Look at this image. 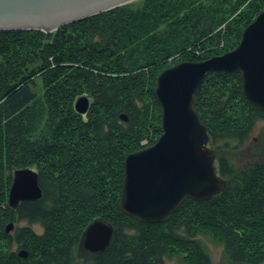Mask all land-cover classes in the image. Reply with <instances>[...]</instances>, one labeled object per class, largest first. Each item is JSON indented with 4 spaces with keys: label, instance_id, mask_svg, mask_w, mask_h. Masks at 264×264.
<instances>
[{
    "label": "trees",
    "instance_id": "trees-1",
    "mask_svg": "<svg viewBox=\"0 0 264 264\" xmlns=\"http://www.w3.org/2000/svg\"><path fill=\"white\" fill-rule=\"evenodd\" d=\"M262 10L264 0H136L52 33L0 34V264H209L198 234L220 243L229 264H263L264 160L237 167L223 154L264 121L239 73L207 74L193 98L225 190L185 199L154 224L119 207L124 158L162 133L158 75L233 50ZM83 94L82 115L74 103ZM25 168L37 173L42 196L11 208L12 172ZM95 219L112 225L110 246L78 257Z\"/></svg>",
    "mask_w": 264,
    "mask_h": 264
},
{
    "label": "water",
    "instance_id": "water-1",
    "mask_svg": "<svg viewBox=\"0 0 264 264\" xmlns=\"http://www.w3.org/2000/svg\"><path fill=\"white\" fill-rule=\"evenodd\" d=\"M136 0H0V34L41 30L52 33L82 19ZM239 73L246 100L264 112V10L245 27L237 46L202 61H182L165 68L157 77L155 95L161 106L159 138L150 146L128 154L123 163L119 207L143 223H160L185 199L208 200L222 193L226 181L217 175L215 155L208 149L205 125L193 108L207 74ZM90 106L86 95L74 103L78 114ZM127 122L125 114L120 115ZM42 192L37 173L30 169L12 172L7 203L37 201ZM13 227L6 226V232ZM113 227L95 219L82 232L78 257H97L110 246ZM18 256L26 258L24 250Z\"/></svg>",
    "mask_w": 264,
    "mask_h": 264
},
{
    "label": "rangeland",
    "instance_id": "rangeland-1",
    "mask_svg": "<svg viewBox=\"0 0 264 264\" xmlns=\"http://www.w3.org/2000/svg\"><path fill=\"white\" fill-rule=\"evenodd\" d=\"M263 126H264V121H258L254 131L250 135V138L242 148L238 150L228 151L223 154H227V156L233 161L235 165H237V167H243L244 165L250 163V161L252 160L263 161L264 160V133L262 131ZM216 162L217 160L215 156V162H214L215 168L217 166ZM25 224H26L25 222L20 223V225H25ZM33 230L37 233H41V228L37 225L33 226ZM197 238L200 240V242L205 248V251L210 260L209 264H229L223 252V247L220 243L213 242L211 236L209 235L198 234ZM165 264H179V263L177 258H173L170 260H165Z\"/></svg>",
    "mask_w": 264,
    "mask_h": 264
},
{
    "label": "bare ground",
    "instance_id": "bare-ground-1",
    "mask_svg": "<svg viewBox=\"0 0 264 264\" xmlns=\"http://www.w3.org/2000/svg\"><path fill=\"white\" fill-rule=\"evenodd\" d=\"M217 173V172H216Z\"/></svg>",
    "mask_w": 264,
    "mask_h": 264
}]
</instances>
